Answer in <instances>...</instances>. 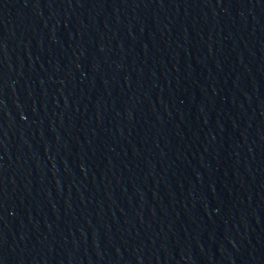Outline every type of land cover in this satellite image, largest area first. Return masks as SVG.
Masks as SVG:
<instances>
[{
    "label": "water",
    "instance_id": "1",
    "mask_svg": "<svg viewBox=\"0 0 264 264\" xmlns=\"http://www.w3.org/2000/svg\"><path fill=\"white\" fill-rule=\"evenodd\" d=\"M0 264H264V0H0Z\"/></svg>",
    "mask_w": 264,
    "mask_h": 264
}]
</instances>
